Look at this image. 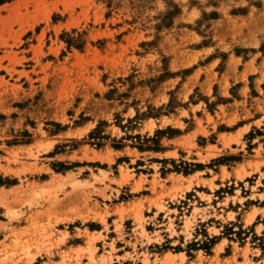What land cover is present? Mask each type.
<instances>
[{
	"label": "rangeland",
	"instance_id": "obj_1",
	"mask_svg": "<svg viewBox=\"0 0 264 264\" xmlns=\"http://www.w3.org/2000/svg\"><path fill=\"white\" fill-rule=\"evenodd\" d=\"M0 264H264V0H0Z\"/></svg>",
	"mask_w": 264,
	"mask_h": 264
},
{
	"label": "trees",
	"instance_id": "obj_2",
	"mask_svg": "<svg viewBox=\"0 0 264 264\" xmlns=\"http://www.w3.org/2000/svg\"><path fill=\"white\" fill-rule=\"evenodd\" d=\"M206 240L203 241V243L200 242H195L193 244H189V247H191V249H207L210 250L212 248V246H214L215 242H216V238L210 239L207 235H205ZM178 250H181V248H178Z\"/></svg>",
	"mask_w": 264,
	"mask_h": 264
},
{
	"label": "crops",
	"instance_id": "obj_3",
	"mask_svg": "<svg viewBox=\"0 0 264 264\" xmlns=\"http://www.w3.org/2000/svg\"><path fill=\"white\" fill-rule=\"evenodd\" d=\"M258 215H263L262 210L257 212V216H258Z\"/></svg>",
	"mask_w": 264,
	"mask_h": 264
}]
</instances>
